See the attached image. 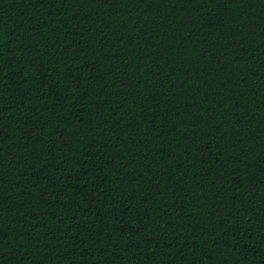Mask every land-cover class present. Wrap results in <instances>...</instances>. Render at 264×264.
I'll list each match as a JSON object with an SVG mask.
<instances>
[{
    "label": "trees",
    "instance_id": "obj_1",
    "mask_svg": "<svg viewBox=\"0 0 264 264\" xmlns=\"http://www.w3.org/2000/svg\"><path fill=\"white\" fill-rule=\"evenodd\" d=\"M0 264H264V0H0Z\"/></svg>",
    "mask_w": 264,
    "mask_h": 264
}]
</instances>
